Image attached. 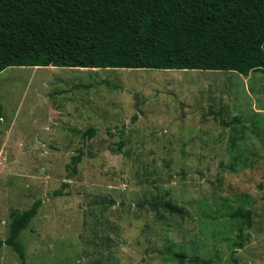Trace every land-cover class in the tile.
I'll return each instance as SVG.
<instances>
[{"label":"rangeland","instance_id":"obj_1","mask_svg":"<svg viewBox=\"0 0 264 264\" xmlns=\"http://www.w3.org/2000/svg\"><path fill=\"white\" fill-rule=\"evenodd\" d=\"M0 103V241L42 201L25 264H264L263 72L15 67Z\"/></svg>","mask_w":264,"mask_h":264},{"label":"trees","instance_id":"obj_2","mask_svg":"<svg viewBox=\"0 0 264 264\" xmlns=\"http://www.w3.org/2000/svg\"><path fill=\"white\" fill-rule=\"evenodd\" d=\"M15 67L264 73V0H0V73ZM81 161L72 157L71 175ZM41 206L38 200L17 216L0 241L22 264L19 238ZM153 208L188 216L172 201ZM231 217L250 220L251 213L237 209ZM176 257L184 264L185 256Z\"/></svg>","mask_w":264,"mask_h":264},{"label":"water","instance_id":"obj_3","mask_svg":"<svg viewBox=\"0 0 264 264\" xmlns=\"http://www.w3.org/2000/svg\"><path fill=\"white\" fill-rule=\"evenodd\" d=\"M2 120H0V122H1Z\"/></svg>","mask_w":264,"mask_h":264}]
</instances>
